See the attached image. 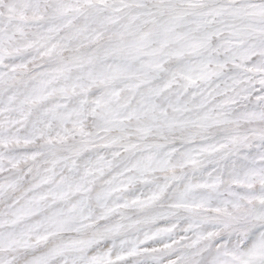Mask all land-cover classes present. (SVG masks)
I'll return each instance as SVG.
<instances>
[{
    "label": "snow or ice",
    "instance_id": "1",
    "mask_svg": "<svg viewBox=\"0 0 264 264\" xmlns=\"http://www.w3.org/2000/svg\"><path fill=\"white\" fill-rule=\"evenodd\" d=\"M0 264H264V0H0Z\"/></svg>",
    "mask_w": 264,
    "mask_h": 264
}]
</instances>
